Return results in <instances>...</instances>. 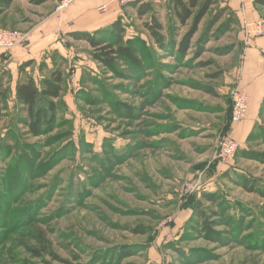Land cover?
I'll use <instances>...</instances> for the list:
<instances>
[{"label":"rangeland","instance_id":"obj_1","mask_svg":"<svg viewBox=\"0 0 264 264\" xmlns=\"http://www.w3.org/2000/svg\"><path fill=\"white\" fill-rule=\"evenodd\" d=\"M133 1L111 3L121 11L124 41L135 44L137 66L105 67L79 41L69 58L58 60L65 83L56 127L38 137L18 122L22 113L9 101L0 127V264H264L263 247L254 246L264 227V198L244 188L248 180L264 191V160L242 156H264V118L227 165L218 155L223 140L233 138L230 107L214 120L196 106L206 101L202 88L221 87L232 68L227 57L236 24L219 35L224 17L199 56L193 47L183 57L176 46L191 22L177 24L173 0H143L152 5L143 19ZM218 9L200 23L195 43ZM257 11L264 20V9ZM152 16L164 27L165 49L144 27ZM110 26L100 30L106 40L113 39ZM237 59L236 53L231 65ZM47 69L31 74L38 80ZM208 122H216L213 131ZM197 208L221 240L200 232ZM140 227L144 234L135 232Z\"/></svg>","mask_w":264,"mask_h":264},{"label":"crops","instance_id":"obj_2","mask_svg":"<svg viewBox=\"0 0 264 264\" xmlns=\"http://www.w3.org/2000/svg\"><path fill=\"white\" fill-rule=\"evenodd\" d=\"M255 1L218 0L216 7L228 9L236 21L233 27L238 29L236 34L232 35L235 39V49L227 57V62L232 68L230 72H224L221 87L202 88L204 93L202 97L206 101L200 100L199 103L202 105H196L197 108L202 106L206 108L203 111H210L209 117L213 115L215 120L216 116L224 112L228 113L229 107L231 112L232 90L235 88L243 90L249 98L248 112L243 121L231 125L229 133L240 146L244 144V147L264 118V35H258L256 32L258 23L264 20L257 11ZM104 5H108L107 11L102 12L103 14L99 13V8ZM56 8L55 0H13L8 7H2L0 0V28L18 30L25 39L21 46L11 51L0 50V68L4 67L11 72L14 93L16 83L21 77L19 67L22 64L34 61V64L26 70L28 75L33 70L38 72L43 68L52 71L58 67V60H61L59 58H69L73 54V47L82 43L74 40L71 34L94 33L109 27L117 20L121 12L118 5L111 3V0H73L59 15L56 13ZM261 9L264 8L261 7ZM226 16L228 18L227 14L224 15L225 18ZM224 17L221 20H224ZM184 36L178 40L177 51ZM63 39L65 42L62 41ZM192 42L193 47H196V43ZM67 45L71 48L66 47ZM236 53L237 62L231 65ZM203 93L200 92V95ZM200 95L195 98L199 99ZM207 97L213 100L214 104L209 103ZM208 124H211L208 125V128H211L210 131L216 128V122H208ZM211 146L213 143L208 144L207 148L211 149ZM210 153L211 151L207 157Z\"/></svg>","mask_w":264,"mask_h":264},{"label":"trees","instance_id":"obj_3","mask_svg":"<svg viewBox=\"0 0 264 264\" xmlns=\"http://www.w3.org/2000/svg\"><path fill=\"white\" fill-rule=\"evenodd\" d=\"M1 2L2 7H8L13 0H1ZM255 2L257 6L264 8V0H256ZM217 4L218 0H173L172 11L177 20V24L181 27H185L191 22L189 31L185 34L178 47L177 52L180 56H186L189 50L193 47L192 41L198 31L200 23L208 15L212 7L217 6ZM130 6L137 8L138 15L142 19L152 12V5L149 2H143V0L133 1L130 3ZM225 14H228V19L221 26L218 33L219 35L228 32L232 26L236 24V21L228 12V9H218L202 37L195 44L197 47L196 56H199L203 52L205 45L212 37V29L218 25ZM144 27L148 31L152 41L161 49H165L167 39L164 35V27L159 20L152 16L151 21L145 23ZM110 28L113 38L111 40H106L102 35L104 33L100 30L94 33H73L71 34V37L77 41H86L92 48L90 55L93 61L102 64L105 67H113L118 61L137 66L139 63L138 59L135 57V44L131 40L124 41L123 34L125 31L121 20L118 19L110 26ZM33 64L34 61H28L19 67L21 77L16 83L15 93L13 92L14 80L11 72L4 67L0 68V127L9 108V101L11 100L14 102V106L20 109L19 112L22 113V116L18 117V122L27 127L28 133L34 137H38L52 131L56 127L59 112L58 100L64 91L65 74L62 67L59 65L57 68L49 71L47 77H41L36 80L33 76L26 73L27 68L31 67ZM230 122L232 123L231 117ZM4 152L9 154V147H4ZM34 155L36 157L38 154L36 153ZM242 156L251 160H264L263 155L251 151L244 152ZM16 178L19 177H13V179ZM248 182L249 181L247 180L244 188L251 193H257L264 198V191L250 187ZM14 195L16 198L14 199L15 202L12 204H15L17 199H19L17 198L19 195L17 196L16 192ZM204 199L210 203L216 202L217 200L216 196L213 194H205ZM197 214L198 218L202 221L200 232L204 233L205 238L212 241L221 240L214 236L216 234L213 233L214 230L212 226L215 223L209 222L210 220L208 221L204 211L197 208ZM214 216H216V214H214ZM238 225L242 229V225ZM135 232L137 234H144L145 229L140 227ZM38 238V242L42 246V251L47 252V247L43 240L44 238L41 235ZM254 246H262L264 249V227L256 235ZM124 254L125 257L131 255L130 252H125ZM196 254L197 255L195 256L197 257L201 256L200 253ZM35 256H39V253L35 252Z\"/></svg>","mask_w":264,"mask_h":264},{"label":"built area","instance_id":"obj_4","mask_svg":"<svg viewBox=\"0 0 264 264\" xmlns=\"http://www.w3.org/2000/svg\"><path fill=\"white\" fill-rule=\"evenodd\" d=\"M59 5L56 8V13L59 15L61 11L66 9L73 0H57ZM121 5H127L131 0H113ZM99 11L106 12L107 6L99 8ZM59 18V17H58ZM258 35H264V22L260 21L257 28ZM24 36L17 30L0 29V50L8 52L16 47H19L24 42ZM65 42V40H62ZM232 110L231 120L233 124L240 123L246 117L249 107V98L243 90L235 88L231 94ZM240 149L239 143L234 138H226L221 144L218 158L224 164H231L236 158L237 152Z\"/></svg>","mask_w":264,"mask_h":264}]
</instances>
